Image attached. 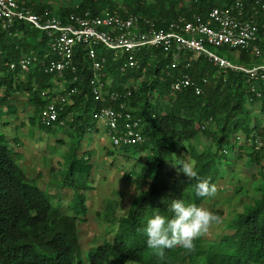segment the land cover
<instances>
[{
	"label": "trees",
	"instance_id": "1",
	"mask_svg": "<svg viewBox=\"0 0 264 264\" xmlns=\"http://www.w3.org/2000/svg\"><path fill=\"white\" fill-rule=\"evenodd\" d=\"M17 1L36 13L55 10L61 20L71 13L116 11L122 17L141 15L162 28L179 17L189 20L193 15L205 16L210 8L235 0H74L57 8L51 0ZM242 1L243 19L263 23L264 13L255 14L251 9L253 0ZM49 43L44 31L24 22L0 28L1 126L17 111L13 95L27 93L32 105L28 133L37 126L41 134L52 137L67 128L68 137L67 141L56 137L52 144L54 151L62 143L67 149L61 154L60 170L55 174L50 170L47 187L58 189L51 195L14 158L13 144L18 143V137L11 139L0 129V264H84L77 226L86 220L85 193L92 188L94 164L88 151H81L82 141L95 129L96 114L107 102L91 94L93 71L82 44L74 48V71L65 70L60 77L44 71L42 62L51 58ZM96 50L106 58L100 72L106 88L123 93L130 90L128 105L140 118L143 142L120 148L131 147L134 155L146 150L151 162L147 173H140L138 184L146 187L131 198L121 215L115 214L117 201L107 202L109 222L116 227L110 240L104 239L87 253L88 264H264V79L219 68L203 56L194 58L183 51L174 56L173 51L153 47L136 54L138 68L123 70L122 55L116 57L101 46ZM240 53L248 58L244 61L247 65L263 61ZM23 56L31 58L29 69H11L10 64ZM182 76H188L191 85L172 92V81ZM136 77L141 80L133 83L131 79ZM58 81L64 83L60 93L67 96V103L59 111L57 122L46 125L40 114L49 97L43 98L41 91L53 88ZM244 157V164L259 168L251 176L254 195L241 210H218L214 197L196 195L200 182L207 181L218 189L219 182L235 171L237 160ZM181 161L194 166L195 178L189 180L184 175L178 165ZM66 189L73 192L66 203L67 211L60 207V193ZM175 199L200 208L209 203L212 212L225 221L224 226L212 232L214 237L203 233L194 241L193 250L176 246L166 249L160 258L147 247L144 228L155 215L172 219Z\"/></svg>",
	"mask_w": 264,
	"mask_h": 264
},
{
	"label": "built area",
	"instance_id": "2",
	"mask_svg": "<svg viewBox=\"0 0 264 264\" xmlns=\"http://www.w3.org/2000/svg\"><path fill=\"white\" fill-rule=\"evenodd\" d=\"M252 3L255 14L264 13L263 0H253ZM244 7L242 0H235L224 7L210 8L205 16L193 15L189 20L179 17L165 27L156 28L151 20L141 15L122 17L116 11L92 15L85 11L71 13L61 20L55 10L36 13L17 0H0V28L8 29L15 22H24L44 31L50 41L51 58L42 65L45 72L57 77L65 70H75L74 48L82 44L93 71L89 80L91 94L95 99L107 102L99 108L96 119L103 124L111 145L120 148L143 142L140 118L128 105L130 90L123 93L106 88L100 76L106 58L99 55L96 48L101 46L113 51L116 57L122 55L123 70L138 68L136 54L142 48L153 47L164 52L173 51L174 56L181 51L191 53L194 58L203 56L219 68L242 71L250 79H264V22L257 24L252 18L243 19ZM220 48H224L225 53L235 49L244 51L252 57L263 58V61L253 65L236 63L227 54H222ZM30 61L29 56H23L11 63L10 68L27 71ZM189 85L190 78L182 76L172 81L171 90L176 92ZM195 90L200 91L199 87ZM41 96L49 97L41 110V121L46 125L57 122L67 96L57 94L53 88L43 89Z\"/></svg>",
	"mask_w": 264,
	"mask_h": 264
},
{
	"label": "rangeland",
	"instance_id": "3",
	"mask_svg": "<svg viewBox=\"0 0 264 264\" xmlns=\"http://www.w3.org/2000/svg\"><path fill=\"white\" fill-rule=\"evenodd\" d=\"M74 0H51L53 7L70 4ZM121 2L122 0H118ZM150 2L152 0H144ZM187 2L188 0H180ZM232 61L236 63H245L248 58L243 56L238 50H231L227 53ZM186 53V52H185ZM133 83L139 82L141 77H136ZM110 83V82H108ZM64 88L63 82H56L53 89L60 93ZM12 103L16 105L17 111L11 115V119L5 121L7 124L0 129L6 130L9 138L18 137V143H14V158L24 167L30 177H37L38 184L41 188L47 189L51 195L56 194L58 189L48 186L51 178L50 170L56 173L60 170L59 162L62 161L61 154L66 151L65 143L58 145L52 150V144L56 137L63 138L67 141V128L61 129L56 135L49 137L37 126L32 127V132L28 133V116L32 113V105L28 102L27 93H16L13 95ZM22 123L24 125H22ZM264 124V122H263ZM5 126V127H4ZM95 129L85 134L82 141V152L88 151L94 168L90 174L92 188L86 194V220L78 223L79 240L81 247V258L84 264H88L87 253L93 250L98 243L104 239H111L116 224L110 223V214H107L105 206L109 200L117 201L116 215H121L125 210L131 198L139 193L145 184L139 185L142 177L140 173H147L150 165L149 153L146 150H140L136 155L132 148L122 149L111 145L105 132L103 124L96 122ZM41 135V136H40ZM49 138L48 141H46ZM260 140V139H259ZM260 142V141H259ZM264 144V141H262ZM48 143V144H47ZM245 157L237 160L235 171L229 176L226 175L223 181L217 185V193L214 196L216 201L215 209L230 210L232 208L241 210L243 204L250 202L254 195V181L251 176L257 172L259 165L244 164ZM142 188V189H141ZM61 209L67 211L66 203L70 202L73 192L69 189L61 193ZM56 202L57 198L53 196ZM202 208L213 211L209 203ZM213 213V212H212ZM214 214V213H213ZM82 217V216H81ZM224 220L219 219L218 223H213L208 229L206 236H215L212 232L218 230Z\"/></svg>",
	"mask_w": 264,
	"mask_h": 264
},
{
	"label": "clouds",
	"instance_id": "4",
	"mask_svg": "<svg viewBox=\"0 0 264 264\" xmlns=\"http://www.w3.org/2000/svg\"><path fill=\"white\" fill-rule=\"evenodd\" d=\"M180 169L191 180L197 176L194 166L190 162L181 161ZM217 193L215 185L207 181L197 185L198 197H214ZM173 218L155 215L147 221L144 234L147 236V247L160 258L164 257L166 249L180 246L186 250L194 249V241L207 232L219 218L211 211L187 204L182 199H175L171 204Z\"/></svg>",
	"mask_w": 264,
	"mask_h": 264
},
{
	"label": "crops",
	"instance_id": "5",
	"mask_svg": "<svg viewBox=\"0 0 264 264\" xmlns=\"http://www.w3.org/2000/svg\"><path fill=\"white\" fill-rule=\"evenodd\" d=\"M59 7V6H58Z\"/></svg>",
	"mask_w": 264,
	"mask_h": 264
}]
</instances>
